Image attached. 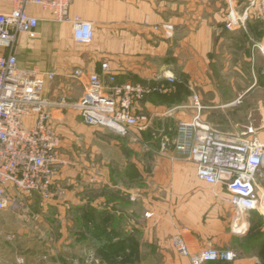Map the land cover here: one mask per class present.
I'll list each match as a JSON object with an SVG mask.
<instances>
[{
  "label": "crops",
  "instance_id": "obj_1",
  "mask_svg": "<svg viewBox=\"0 0 264 264\" xmlns=\"http://www.w3.org/2000/svg\"><path fill=\"white\" fill-rule=\"evenodd\" d=\"M9 9L0 1V12ZM28 9L39 22L32 34L20 36L17 61L21 68L54 72L44 84L46 98H79L87 74L100 73L106 61L118 83L167 87L135 112L161 124L170 140L178 121L194 115L197 95L202 122L222 134L252 128L246 136L264 145V57L255 46H264V26L250 18L245 28H228L226 0H72L69 16L91 23L88 44L74 40L69 22L52 21L38 6ZM165 22L173 25L171 37L153 29ZM77 68L85 72L80 79L72 77ZM50 121L66 162L57 180L64 195L22 197L20 208L0 210V228L8 229L0 238V264H191L171 246L178 232L191 252L230 249L239 257L228 264H264L263 216L235 214L226 188L198 179L194 164L179 158L172 143L164 152L159 144L146 146L150 128L119 137L58 109ZM95 227L114 232L116 244L125 241L112 263L96 253L103 239L87 234ZM8 234L14 238L6 240Z\"/></svg>",
  "mask_w": 264,
  "mask_h": 264
},
{
  "label": "built area",
  "instance_id": "obj_2",
  "mask_svg": "<svg viewBox=\"0 0 264 264\" xmlns=\"http://www.w3.org/2000/svg\"><path fill=\"white\" fill-rule=\"evenodd\" d=\"M10 9L0 12V210L18 209L22 197L39 195L43 199L64 195L57 180L65 160L60 153L59 134L51 124V110H72L89 126L107 129L119 137L151 129L150 137L158 140L160 152L172 143L178 157L194 164L198 179L210 185H222L229 192L235 214L255 210L264 218V145L246 128L240 135L222 134L201 120L204 106L198 96H192L195 113L188 121H178L175 135L170 140L163 127L151 128L145 116L135 112V106L152 94H161V84L136 81L116 82L106 61L101 72L87 74V82L77 99L65 96L49 99L43 95L44 84L54 72L25 69L18 65L17 46L20 36L32 34L39 18L28 7L38 6L50 13L51 20L69 22L76 42L88 44L92 40L91 23L80 16H69L72 0H0ZM100 1V0H88ZM227 21L230 29L245 28L250 18L264 26V0H226ZM154 30L171 37L173 25L162 23ZM264 57V46L255 45ZM82 69H74L72 77L80 79ZM173 82V76H165ZM32 118V123L25 119ZM137 137V136H136ZM171 141V142H170ZM152 143L150 141L148 144ZM149 146V145H148ZM12 234L6 240H12ZM173 250L190 259L191 264L213 261L232 262L239 255L230 249L205 247L191 252L178 232L171 238ZM18 263L22 259L17 260Z\"/></svg>",
  "mask_w": 264,
  "mask_h": 264
},
{
  "label": "trees",
  "instance_id": "obj_3",
  "mask_svg": "<svg viewBox=\"0 0 264 264\" xmlns=\"http://www.w3.org/2000/svg\"><path fill=\"white\" fill-rule=\"evenodd\" d=\"M164 93V92H163ZM163 93L161 94H157L158 96H161ZM163 99V98H162ZM149 140H152V138L150 137ZM153 144H158V140H152ZM151 143V144H152ZM114 232H109V231H104V230H100L98 227H95L94 229H90L87 231V234L89 236H91V238L93 239H103V241H101L100 244H98L96 246V253L98 255H100L102 258L105 257L107 262L112 263L111 258L120 252L121 249H123L125 244V241L122 240V242L120 241V244H116L117 242H114L112 239H114ZM261 236L263 235V232H261L260 234ZM264 240H262L261 242H263ZM222 262V264H228L229 262L226 261H219Z\"/></svg>",
  "mask_w": 264,
  "mask_h": 264
},
{
  "label": "rangeland",
  "instance_id": "obj_4",
  "mask_svg": "<svg viewBox=\"0 0 264 264\" xmlns=\"http://www.w3.org/2000/svg\"><path fill=\"white\" fill-rule=\"evenodd\" d=\"M150 84H152V83H150ZM153 84H161V83H153ZM161 85L165 88V91H166V90H167V87H166L165 85H163V84H161ZM165 91H164V92H165ZM143 116H144V115H143ZM145 118H146V117H145ZM146 119H147L148 121L151 122V123H150V124H151V128H160V127H163L161 124H155V123L152 122V120H149L148 118H146ZM84 124H85V123H84ZM150 131H151V129L149 130V134L151 133ZM140 134H141V132H140ZM134 135H135V134H132L133 137H134ZM135 136H136V135H135ZM97 137H98V136H97ZM98 138H101V137H98ZM156 140H157V139H156ZM151 141H152V140H151ZM170 142H171V141H170ZM10 221H11L12 223H11ZM10 221L8 222V226H9V223H10V225L12 224L11 226H13L14 229L17 228V226H18V225H17L18 222H17V221L15 222V220H14V221H13V220H10ZM6 229H7V227H5V226H2V227L0 228V238L4 237V235H5L4 232H5ZM7 230H8V229H7ZM40 241H41V238L38 239L37 242H40Z\"/></svg>",
  "mask_w": 264,
  "mask_h": 264
}]
</instances>
